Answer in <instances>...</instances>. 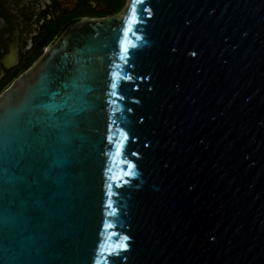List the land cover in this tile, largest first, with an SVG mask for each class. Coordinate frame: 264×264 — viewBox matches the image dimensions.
Returning <instances> with one entry per match:
<instances>
[{"label": "water", "instance_id": "1", "mask_svg": "<svg viewBox=\"0 0 264 264\" xmlns=\"http://www.w3.org/2000/svg\"><path fill=\"white\" fill-rule=\"evenodd\" d=\"M0 264H264V0L48 45L0 94Z\"/></svg>", "mask_w": 264, "mask_h": 264}, {"label": "flooded vegetation", "instance_id": "2", "mask_svg": "<svg viewBox=\"0 0 264 264\" xmlns=\"http://www.w3.org/2000/svg\"><path fill=\"white\" fill-rule=\"evenodd\" d=\"M109 14V0H0V94L70 25Z\"/></svg>", "mask_w": 264, "mask_h": 264}, {"label": "rangeland", "instance_id": "3", "mask_svg": "<svg viewBox=\"0 0 264 264\" xmlns=\"http://www.w3.org/2000/svg\"><path fill=\"white\" fill-rule=\"evenodd\" d=\"M127 1L128 0H109L110 14L107 18L119 17L121 15V13L123 12V10L127 4ZM117 6H120V8L116 10Z\"/></svg>", "mask_w": 264, "mask_h": 264}, {"label": "snow or ice", "instance_id": "4", "mask_svg": "<svg viewBox=\"0 0 264 264\" xmlns=\"http://www.w3.org/2000/svg\"><path fill=\"white\" fill-rule=\"evenodd\" d=\"M134 2H135V0H134ZM133 11H134V9H133ZM129 22H131V18H129Z\"/></svg>", "mask_w": 264, "mask_h": 264}, {"label": "trees", "instance_id": "5", "mask_svg": "<svg viewBox=\"0 0 264 264\" xmlns=\"http://www.w3.org/2000/svg\"><path fill=\"white\" fill-rule=\"evenodd\" d=\"M120 6H121V5H120ZM120 6H117L116 10H117V9H119V8H120ZM116 10H115V11H116Z\"/></svg>", "mask_w": 264, "mask_h": 264}]
</instances>
